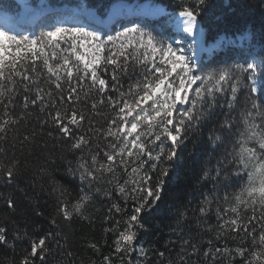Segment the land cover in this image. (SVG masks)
I'll return each mask as SVG.
<instances>
[{
	"label": "trees",
	"instance_id": "trees-1",
	"mask_svg": "<svg viewBox=\"0 0 264 264\" xmlns=\"http://www.w3.org/2000/svg\"><path fill=\"white\" fill-rule=\"evenodd\" d=\"M37 1L30 3L36 5ZM119 1H152L166 7V15L150 18L140 27L153 35L157 43L175 33L183 34L177 29L176 18L184 7L197 14L206 44L224 34L235 39L223 42L211 54H203L195 72L202 80L193 88L211 87V83L204 82L209 75L215 76L239 64L246 66L254 57L257 62L264 58V0H205L203 5H199L198 0H46V5L85 7L106 17ZM57 15L71 16V21L85 20L84 16L69 11ZM237 36L244 37L243 44ZM183 46L196 51V39L189 37ZM119 48L120 45L110 47L103 55L107 56L109 50L118 53ZM127 52L130 56L127 74L117 73L120 91H127L129 85L142 78L144 71V65L131 58L132 55L139 58V53L132 48ZM38 70L43 71L39 62ZM111 70L109 66V73L104 76L110 81V88ZM40 79L43 81L44 77ZM257 83L258 91L250 94L245 85L251 81L242 80L231 109L226 103L231 99L230 92L216 93V101L211 106L198 104L199 119L186 126L183 141L176 146L177 156L172 161L160 162L154 171L149 165L155 162L148 161L137 176L131 174V168L137 166L132 163L127 171L118 167L114 174L95 172L92 167V155L99 153L97 159L104 161L103 153L109 150L108 141L94 129L106 128L108 119L115 115L107 104L98 105L96 110L91 108L98 98L95 90L87 96L82 91L76 105L85 112L86 119L80 128H73V132L90 140L87 149L77 150L51 118L56 108L68 105L61 104L53 90L51 99L45 96V106L28 104L24 107V96L31 98L35 89L25 92L23 85H18L10 116L14 123L8 125L5 133H0V227L6 229L8 241L0 244V264H21L29 255L32 243L41 238H46L45 259H35V264H107L105 257L111 264H245L251 259L252 251L260 249L258 239L254 242L253 238L264 231V219H261L264 210L259 205L255 211L252 207L240 209V219L248 226V232H234L221 225L235 218L236 214L225 210L235 206V196L247 185V170L236 162L233 153L239 151V131L245 128L244 113L251 109V98L264 105V77H257ZM41 86L47 90L46 85L41 83ZM87 87L85 82L84 89ZM107 95L116 97L118 93L110 90ZM191 95L194 97V93ZM178 108L183 111L189 105ZM226 120L233 127L224 128ZM253 122L260 124L261 117L254 114ZM217 136L221 137L220 141L215 140ZM169 144H164L165 152ZM247 146L254 144L249 142ZM148 148L154 153L159 151L151 144ZM85 162L95 172V179L87 175L81 179L84 169L80 164ZM164 168L169 172L166 177L160 175ZM9 169L13 171L11 178L7 176ZM145 173L152 177L149 187H154L160 179L165 181L162 199L154 210L141 214L142 226L132 229L136 233L133 243L125 251L117 252L116 241L138 203V198L121 196L118 185L128 181L131 188L132 181L139 180ZM82 198L83 205L76 211L75 206ZM9 200L13 202L11 207ZM64 205L68 206V218L60 210ZM114 205H119L121 211L117 212ZM252 216L256 219L248 224ZM241 248L248 250L244 257L236 253Z\"/></svg>",
	"mask_w": 264,
	"mask_h": 264
},
{
	"label": "snow or ice",
	"instance_id": "snow-or-ice-1",
	"mask_svg": "<svg viewBox=\"0 0 264 264\" xmlns=\"http://www.w3.org/2000/svg\"><path fill=\"white\" fill-rule=\"evenodd\" d=\"M204 2L205 0H198L199 5H203ZM179 16L183 19L176 22L177 29L188 36L195 35L197 14L191 8L184 7ZM130 33L134 37L138 36L135 43L129 39L127 43H121L118 53L109 50L107 56L103 55L108 43L121 36L127 38ZM129 48L139 53V58L136 55H132L131 58L143 64L144 71L142 78L129 85L127 91H120V87L117 86L119 82L117 73L127 74ZM38 62L43 71L38 70ZM109 66L112 68L111 88L110 81L104 78L105 74L109 73ZM195 72L196 69L183 54V49H174L170 44L158 45L152 35H146L137 27L125 29L124 32L118 33L117 37L108 36L106 41L101 40L98 30H88L82 26H53L50 30L41 32L37 38L13 35L0 30V110L3 113L0 117V133H5L8 125L14 123L10 116L11 107L15 106L18 85L22 84L25 92L35 89V95L31 98L24 96V107L28 104L45 106V96L51 99L54 90L60 103H66L68 107L56 108L51 117L53 123L64 137L70 138L73 149L85 150L90 144L89 138L84 135L75 136L73 132V128H80L86 119L85 112L77 109L76 105L81 100L82 91L87 96L89 92L95 90L98 98L92 103L91 108L96 110L98 105L107 104L115 113L108 119L106 128L94 129L108 141L109 149L103 153L104 161L97 159L99 153L92 155L91 164L95 172L114 174L118 167L127 171L129 164L132 163L137 166L131 168V174L137 176L148 161L155 162L149 165L154 171L160 162L172 161L177 156L176 146L183 141L186 126L199 119L196 113L198 104L202 107L211 106L216 101V93L226 95L230 92L231 99L226 103L231 109L237 99L242 80L251 81V84L245 85L250 89V94L258 91L256 82L257 77H264V58L257 62L254 57L246 66L239 64L234 68H225L215 76L209 75L204 78V82L206 85L211 83V87L193 88L197 81L202 80ZM41 77H44L43 81ZM85 82L88 85L87 90L84 89ZM41 83L47 86V90ZM110 90L118 93V96L107 95ZM185 104H188L189 108L181 111L178 106ZM177 114L179 119H176ZM254 114L261 117L260 124L253 122ZM244 124L245 128L239 131L241 137L238 141L239 151H235L233 155L236 162L247 170L245 172L247 185L235 196V206L225 210L236 214L235 218L221 225V227L226 225L234 232H248V226L240 219L241 208L252 207L255 211L256 205H259L264 210V105L257 104L254 97L251 98V109L244 113ZM223 127L231 128L233 125L226 120ZM215 140L220 141L221 137L217 136ZM166 142H170L167 152L164 148ZM249 142L254 146L248 147ZM149 144L154 145L159 151L154 153L148 148ZM80 168L84 169L81 179H84L85 175L92 179L96 178L95 172L89 168L87 162L80 164ZM160 175L168 176V169L164 168ZM7 176L9 178L13 176L11 169L7 171ZM151 180L152 177L145 173L139 180L132 181L131 188L128 187V181L118 185L121 196L134 200L138 198V203L133 209V214L128 217L127 227L120 232L116 241L117 252L125 251L127 246L133 243L136 233L132 229L135 226H142L141 214L148 209L154 210V206H158L162 199L165 181L160 179L154 187H149ZM141 193L143 195H140ZM83 202L84 198L75 206L76 211L80 210ZM8 203L10 207L13 204L11 200ZM114 208L117 212L121 211L119 205H114ZM60 210L66 218L70 216L67 205ZM255 219L256 217L252 216L248 224ZM261 219H264V215ZM252 232L254 233L255 229H252ZM253 239L254 242L258 239L260 249L252 251L251 259H247L245 264H264V231ZM7 242L6 229L0 227V244ZM45 251L46 238H41L32 243L29 255L23 258L21 264H35V259L43 261ZM219 251L220 249H216V252ZM246 252L248 250L243 248L236 250L237 255L241 257H244ZM105 261L111 264L107 257Z\"/></svg>",
	"mask_w": 264,
	"mask_h": 264
},
{
	"label": "rangeland",
	"instance_id": "rangeland-1",
	"mask_svg": "<svg viewBox=\"0 0 264 264\" xmlns=\"http://www.w3.org/2000/svg\"><path fill=\"white\" fill-rule=\"evenodd\" d=\"M9 2H4L3 0H0V30H4L9 32L10 34L13 35H27L30 38H37L40 36L41 32L48 31L50 30L53 26H58V25H63L65 27H72V26H82L87 28L88 30H98L101 34V40L106 41L108 36H113L117 37L118 33L124 32L125 29L128 28H133L137 27L141 31L142 30L138 26V17H158V16H163L166 14L161 13V15L156 14L155 9L159 7L158 5H154L153 3H145V4H131L128 3L129 5H133V7L128 9L127 6L120 4V3H126V2H118V8L120 10L116 11V14L114 16V19H116V22L110 25V20L106 22V19H101L97 13L92 10V9H87L85 7H71L69 8L70 11H73L78 14H83L86 17V20L83 21L82 24H79V21H71L70 17L68 18H61V19H56V20H51L47 18V15H49L51 12L48 10L46 7H39L35 6L31 13H24L22 10H16L15 5L11 3L12 0H7ZM116 4V5H117ZM14 10V14L8 13L4 10ZM130 10V11H128ZM155 12V13H154ZM130 16L128 17V21H130V24L124 23L127 18H121V16ZM135 17V18H134ZM123 19L124 22L121 20ZM183 18H179V15L176 19V22L178 20H182ZM70 21V23L67 24V22ZM72 22V23H71ZM124 24V25H122ZM200 24V23H199ZM97 25V26H95ZM110 26V27H107ZM10 27H12L14 30L10 31ZM106 27V28H105ZM116 27V28H115ZM112 28H115L112 30ZM201 28V26H200ZM107 30L110 34H107L105 31ZM147 34H150L148 31H144ZM153 36V35H152ZM202 42L200 41L201 38V32L200 29L197 25L196 33L193 36H188V34L183 33H175L174 36H170L169 38L165 39L163 41L162 39L157 43L158 45L163 44V45H172L174 49H183V54L187 57L188 62L195 68L197 69L198 64L200 63V60L202 58V55L204 53L209 54L212 51V48H210V45L205 43L204 40V33H202ZM154 37V36H153ZM189 37L195 38L197 42V50L194 51L191 48L187 49L184 46L182 47L183 44L186 43L187 39ZM238 40L242 42L243 37L242 36H237L236 37ZM132 40L133 43H135L136 39H138V36L134 37L131 33L127 38L125 37H119L118 39H115L113 42H110L106 45V49H109L110 47H114L117 45H121V43H127L128 40ZM234 41L233 37L230 36H221L220 39L215 42V48H217L223 41ZM156 41V40H155ZM178 45V46H177ZM105 49V50H106ZM51 50V49H50ZM157 57H159V54H157ZM256 87L258 89V83L256 82ZM182 106V105H179Z\"/></svg>",
	"mask_w": 264,
	"mask_h": 264
},
{
	"label": "bare ground",
	"instance_id": "bare-ground-1",
	"mask_svg": "<svg viewBox=\"0 0 264 264\" xmlns=\"http://www.w3.org/2000/svg\"><path fill=\"white\" fill-rule=\"evenodd\" d=\"M120 4H123V5H125V6H127L128 7V9H130V7L132 8L133 7V5H129L128 3H120ZM118 10H120L119 8H118V4L117 5H115L113 8H112V11H111V14L112 13H115L116 11H118ZM155 12H156V14H160V13H164L165 12V9L162 7V6H159V7H157L156 9H155ZM154 12V13H155ZM113 15V14H112ZM179 18L181 19L182 17H180L179 16ZM106 22H108V21H106ZM197 25H198V27H199V29H200V32H201V38H200V41L202 42V33H203V30H202V28H200V24H199V22H198V20H197Z\"/></svg>",
	"mask_w": 264,
	"mask_h": 264
},
{
	"label": "water",
	"instance_id": "water-1",
	"mask_svg": "<svg viewBox=\"0 0 264 264\" xmlns=\"http://www.w3.org/2000/svg\"><path fill=\"white\" fill-rule=\"evenodd\" d=\"M23 9L25 12H30L32 7L28 6L26 3L29 2V0H15ZM44 0H40L39 5H42Z\"/></svg>",
	"mask_w": 264,
	"mask_h": 264
}]
</instances>
